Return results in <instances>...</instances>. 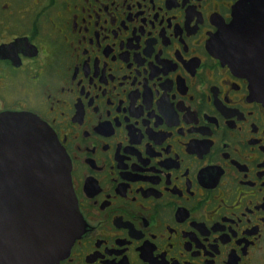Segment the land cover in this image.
Here are the masks:
<instances>
[{
	"label": "flooded vegetation",
	"instance_id": "af4514ba",
	"mask_svg": "<svg viewBox=\"0 0 264 264\" xmlns=\"http://www.w3.org/2000/svg\"><path fill=\"white\" fill-rule=\"evenodd\" d=\"M244 1L0 0V115L52 131L82 222L55 264H264V32Z\"/></svg>",
	"mask_w": 264,
	"mask_h": 264
},
{
	"label": "water",
	"instance_id": "95a60500",
	"mask_svg": "<svg viewBox=\"0 0 264 264\" xmlns=\"http://www.w3.org/2000/svg\"><path fill=\"white\" fill-rule=\"evenodd\" d=\"M255 17L263 33L264 0L239 4L236 18L247 20L244 27ZM227 41L216 39L225 59ZM69 172L64 151L38 118L0 115V264H55L68 255L83 230Z\"/></svg>",
	"mask_w": 264,
	"mask_h": 264
}]
</instances>
